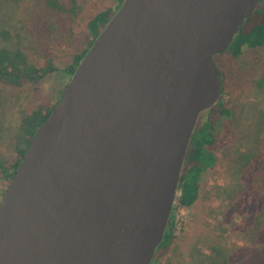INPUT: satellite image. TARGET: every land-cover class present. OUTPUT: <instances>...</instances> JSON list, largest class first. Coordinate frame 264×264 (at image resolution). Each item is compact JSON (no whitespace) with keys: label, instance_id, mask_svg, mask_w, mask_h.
<instances>
[{"label":"water","instance_id":"1","mask_svg":"<svg viewBox=\"0 0 264 264\" xmlns=\"http://www.w3.org/2000/svg\"><path fill=\"white\" fill-rule=\"evenodd\" d=\"M263 1L124 0L11 177L0 264H151L215 56Z\"/></svg>","mask_w":264,"mask_h":264},{"label":"rangeland","instance_id":"2","mask_svg":"<svg viewBox=\"0 0 264 264\" xmlns=\"http://www.w3.org/2000/svg\"><path fill=\"white\" fill-rule=\"evenodd\" d=\"M59 1L64 10L50 6L47 0H0V46L19 47L40 65L52 58L60 67L38 83L27 80L21 86H14L0 82V155L11 159L16 157L23 116L39 105L53 104L60 99L73 75L65 68L74 62L76 53L89 49L96 40L97 36L88 27L90 18L114 8L111 19L119 9V0ZM3 30H7V34L2 33ZM215 62L225 76V86L233 94L229 103L231 115L227 118L229 128L222 117L215 118L216 150L221 162L223 152L231 149L233 141L237 144L245 140L259 127L264 89L254 86L252 78L263 70L264 48L247 49L235 61L224 51L215 56ZM205 112L200 113L198 120L207 115ZM220 176L221 171L216 168L206 172L199 199L192 208L183 209L180 222L175 220V241L169 248L156 250L151 264H205L199 252V241L205 233L255 244V234L230 231L220 217L207 219L206 211L216 199Z\"/></svg>","mask_w":264,"mask_h":264},{"label":"trees","instance_id":"3","mask_svg":"<svg viewBox=\"0 0 264 264\" xmlns=\"http://www.w3.org/2000/svg\"><path fill=\"white\" fill-rule=\"evenodd\" d=\"M54 8L64 10L59 0H47ZM124 0H119L117 9ZM116 8V7H115ZM114 9V8H113ZM112 8L105 9L88 22V27L98 36L110 20ZM112 16V15H111ZM2 33L7 34V30ZM93 41L90 45H92ZM264 48V5L257 6L251 16L240 26L226 53L233 61L246 53L247 49ZM90 49V48H89ZM78 52L74 62L65 68L74 74L77 66L89 50ZM218 55V54H217ZM217 65V64H216ZM60 69L52 58L44 64L32 61L29 55L19 47L0 46V82L21 86L25 81L35 83L43 80L49 73ZM221 71V70H220ZM222 72V71H221ZM220 99L204 110L205 117H200L193 131L185 156L181 173L178 196L175 204L192 208L201 194V183L207 171L216 168L221 171L216 199L206 211L208 220L222 218L230 231L255 234V244L224 240L211 233L200 238L199 252L205 264H264V108L259 110V127L253 135L235 144L224 154L223 161H218L217 137L214 132L215 118L220 116L229 128V105L232 92L225 86ZM252 83L264 89V67L261 73L253 76ZM226 95L229 99L226 100ZM39 105L26 113L19 125V137L16 144V157L11 159L0 155V205L14 171L21 162L37 128L57 104ZM203 112V111H202ZM176 207V205H175ZM175 209V208H174ZM175 213L172 212L168 227L158 249L169 248L176 239ZM244 259H247V263Z\"/></svg>","mask_w":264,"mask_h":264},{"label":"built area","instance_id":"4","mask_svg":"<svg viewBox=\"0 0 264 264\" xmlns=\"http://www.w3.org/2000/svg\"><path fill=\"white\" fill-rule=\"evenodd\" d=\"M175 205H176V207H175ZM175 205H174L175 209H173V211L175 213V220L178 223V222H180L181 219H183V215H184V210L183 209H186V207H182L178 203L175 204Z\"/></svg>","mask_w":264,"mask_h":264}]
</instances>
